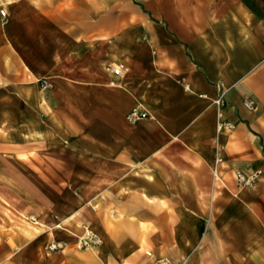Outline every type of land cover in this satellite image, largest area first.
Wrapping results in <instances>:
<instances>
[{"label": "crops", "instance_id": "crops-1", "mask_svg": "<svg viewBox=\"0 0 264 264\" xmlns=\"http://www.w3.org/2000/svg\"><path fill=\"white\" fill-rule=\"evenodd\" d=\"M140 3H1L0 128L59 170L45 224L0 209V264H264V0Z\"/></svg>", "mask_w": 264, "mask_h": 264}, {"label": "rangeland", "instance_id": "rangeland-1", "mask_svg": "<svg viewBox=\"0 0 264 264\" xmlns=\"http://www.w3.org/2000/svg\"><path fill=\"white\" fill-rule=\"evenodd\" d=\"M5 1L8 0H0V9H4V11L5 8H3L1 3ZM125 4H130L132 8L139 9L141 3L140 0H116L117 9L123 8ZM15 106L12 104H0V113L6 112V110L11 111ZM7 131L4 128H0V147H2L0 148L2 149L0 151V209L3 210L4 215H12L15 220L19 218V221H25L23 219L25 217L29 222H37L39 220L38 222L45 224L44 221L40 220V216L44 212L42 201L44 191L38 179L49 180L52 170H59V168L49 167L51 154H49V151L44 150L43 142L36 143L39 151L31 153L30 158H27L28 138L20 135L17 139L16 137L9 136ZM29 145H33L32 140ZM11 148L14 151H11ZM15 160L19 162L16 163ZM62 170L64 171L65 169ZM31 173L35 175L34 179H31ZM55 214L52 212L49 215L55 221V225L52 227L59 225L57 229H62V227H65V225H62L63 220L57 219V214ZM15 224L21 223L15 222ZM80 225L77 224V227ZM89 231L99 238V244L93 247H79V240L86 232V230L82 231L81 228V232L75 236L74 246L77 249L87 251L102 244L101 237L92 229ZM62 248V243L58 241H52L47 246V250L50 251Z\"/></svg>", "mask_w": 264, "mask_h": 264}, {"label": "built area", "instance_id": "built-area-1", "mask_svg": "<svg viewBox=\"0 0 264 264\" xmlns=\"http://www.w3.org/2000/svg\"><path fill=\"white\" fill-rule=\"evenodd\" d=\"M0 16L1 17L6 16V12L4 11V9H0ZM124 69H125L124 65L120 64V65L116 66L113 69V71L115 74H120V72ZM42 86H46L45 81H42ZM215 103L217 104L218 107H220L223 104L222 97L220 96L218 99H216ZM244 104L248 108L253 107L252 101H245ZM142 116H143V114L140 113L138 110L132 109L126 115V118L130 122H135L136 120L140 119ZM224 128L233 129L234 125L230 122H227V121H220L217 124V130L221 131ZM260 173H261L260 170H255V171H252L251 173H248V174L243 173L241 171H237L235 173V181H236L237 186L238 187H250V186H252L255 183V181L257 180V178L259 177ZM99 242H100V240L96 235H94L90 231H86L85 235L79 240V247H82V246L93 247V246L99 244Z\"/></svg>", "mask_w": 264, "mask_h": 264}, {"label": "bare ground", "instance_id": "bare-ground-1", "mask_svg": "<svg viewBox=\"0 0 264 264\" xmlns=\"http://www.w3.org/2000/svg\"><path fill=\"white\" fill-rule=\"evenodd\" d=\"M58 226H59V225H57V227H58ZM83 230L89 231V230H91V229H90L89 227L83 225V226H82V231H83Z\"/></svg>", "mask_w": 264, "mask_h": 264}]
</instances>
